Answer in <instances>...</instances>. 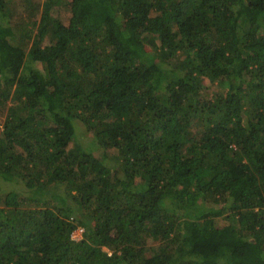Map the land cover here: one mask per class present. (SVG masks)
<instances>
[{
	"label": "trees",
	"instance_id": "obj_1",
	"mask_svg": "<svg viewBox=\"0 0 264 264\" xmlns=\"http://www.w3.org/2000/svg\"><path fill=\"white\" fill-rule=\"evenodd\" d=\"M12 4L0 264H264V0Z\"/></svg>",
	"mask_w": 264,
	"mask_h": 264
},
{
	"label": "rangeland",
	"instance_id": "obj_2",
	"mask_svg": "<svg viewBox=\"0 0 264 264\" xmlns=\"http://www.w3.org/2000/svg\"><path fill=\"white\" fill-rule=\"evenodd\" d=\"M11 1L13 4L8 6V12L10 14L9 17L11 18L12 21L14 22L16 21L21 22L23 20L28 21V19L30 18L31 19L29 21L33 20L34 18L39 19L42 11L43 0H11ZM77 136H78L77 140L83 145H86L90 140L89 133L85 134V132L81 128L78 129Z\"/></svg>",
	"mask_w": 264,
	"mask_h": 264
},
{
	"label": "built area",
	"instance_id": "obj_3",
	"mask_svg": "<svg viewBox=\"0 0 264 264\" xmlns=\"http://www.w3.org/2000/svg\"><path fill=\"white\" fill-rule=\"evenodd\" d=\"M83 231H84V229L82 227H78L76 230H74L71 233V238L74 239V240L80 239L81 236H82Z\"/></svg>",
	"mask_w": 264,
	"mask_h": 264
},
{
	"label": "clouds",
	"instance_id": "obj_4",
	"mask_svg": "<svg viewBox=\"0 0 264 264\" xmlns=\"http://www.w3.org/2000/svg\"><path fill=\"white\" fill-rule=\"evenodd\" d=\"M78 227H81V225H78L75 229L72 230V232H73L74 230H76ZM82 228H83V227H82ZM83 229H84V228H83ZM72 232H71V233H72ZM83 232H84V231H83ZM82 234H83V233H82ZM70 236H71V235H70ZM71 239H72V238H71Z\"/></svg>",
	"mask_w": 264,
	"mask_h": 264
}]
</instances>
